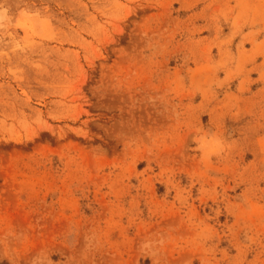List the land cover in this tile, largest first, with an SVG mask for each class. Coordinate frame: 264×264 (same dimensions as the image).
<instances>
[{
	"label": "rangeland",
	"instance_id": "rangeland-1",
	"mask_svg": "<svg viewBox=\"0 0 264 264\" xmlns=\"http://www.w3.org/2000/svg\"><path fill=\"white\" fill-rule=\"evenodd\" d=\"M0 264H264V0H0Z\"/></svg>",
	"mask_w": 264,
	"mask_h": 264
}]
</instances>
